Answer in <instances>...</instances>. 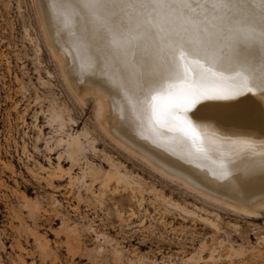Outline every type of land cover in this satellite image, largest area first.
Instances as JSON below:
<instances>
[{
	"label": "rangeland",
	"instance_id": "obj_1",
	"mask_svg": "<svg viewBox=\"0 0 264 264\" xmlns=\"http://www.w3.org/2000/svg\"><path fill=\"white\" fill-rule=\"evenodd\" d=\"M37 12L0 0V264H264V207L217 201L115 142ZM81 132L72 159L64 139Z\"/></svg>",
	"mask_w": 264,
	"mask_h": 264
},
{
	"label": "snow or ice",
	"instance_id": "obj_2",
	"mask_svg": "<svg viewBox=\"0 0 264 264\" xmlns=\"http://www.w3.org/2000/svg\"><path fill=\"white\" fill-rule=\"evenodd\" d=\"M48 7L66 27L85 22L86 36L73 57L79 74L99 72L122 97H136L138 119L150 133L145 138L163 141L164 131L179 132L194 137L202 152L196 140L217 143L208 125L201 131L199 122L206 121L259 127L264 136V108L237 99L257 94L264 99V0H51ZM98 50L105 53L103 64ZM137 92L144 94L142 101ZM206 101L236 102L209 111ZM224 139L228 148L220 150L214 175H232L233 154H259L258 174L245 170L244 177L258 175V199L264 202V139L258 143L248 132H229ZM234 187L246 195L241 180Z\"/></svg>",
	"mask_w": 264,
	"mask_h": 264
},
{
	"label": "bare ground",
	"instance_id": "obj_3",
	"mask_svg": "<svg viewBox=\"0 0 264 264\" xmlns=\"http://www.w3.org/2000/svg\"><path fill=\"white\" fill-rule=\"evenodd\" d=\"M34 1L38 9V16L41 18L39 19L49 36L52 53L55 59L59 61L62 74L71 91L80 102H84L85 98L90 95L96 97L97 119L103 130L112 136L115 142H120L122 147L126 146L128 148L127 151L131 150L129 152H133L131 154H136L141 159L148 161L158 172L162 171L167 176L181 180L186 185L217 198V201L220 199L235 204L240 207V209L238 207V210L251 214L255 213L258 208L264 207V202L258 199V175L244 177L245 170L254 169L258 174L261 164V156L259 154H233L229 157L232 175L226 179H220L214 175L216 162L220 159V150L227 151L228 148V142L224 137L229 132H248L259 143L261 139H264L259 127L251 130L236 129L216 125L213 121L199 122L201 131H203L204 125H208L210 132H216L217 140L216 144H210L205 137H202L203 144L196 140L195 144L203 149L202 152L196 151V147L193 144L194 137H185L179 132L164 131L163 136L166 139L163 141L155 138H145L150 133L144 131L138 119L139 105H137L136 97H122L114 88L105 83L104 77L99 72L95 75L85 74L81 76L79 74V61L76 60L74 64L73 57L77 55V42L86 36L85 22L81 19L78 23H70L66 27L57 13L49 9L48 5L51 0ZM70 49L72 50L71 52ZM253 54L257 57L259 56L258 44L253 48ZM96 56L103 64L105 53L102 50H98L96 51ZM98 87H102L103 91L97 90ZM137 96L141 101L144 99L142 92H137ZM237 99H247L250 103L264 108V99L259 94L256 96L246 95ZM235 102L206 101L203 103L209 105V111H217L224 110L228 104ZM98 107L101 109L99 114ZM134 107L136 110H134ZM57 116L51 110V120L55 121ZM66 137L67 139H64L67 148L66 152L73 159L81 151L82 137H86V135L81 132L67 134ZM238 179L244 184L246 193L244 196L238 195L235 190L234 185ZM119 181L123 182L121 177H119Z\"/></svg>",
	"mask_w": 264,
	"mask_h": 264
}]
</instances>
